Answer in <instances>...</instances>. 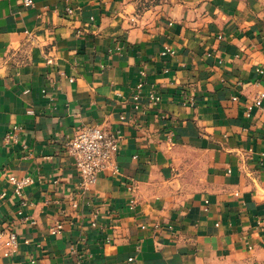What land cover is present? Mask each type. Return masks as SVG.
Here are the masks:
<instances>
[{"label":"crops","instance_id":"1","mask_svg":"<svg viewBox=\"0 0 264 264\" xmlns=\"http://www.w3.org/2000/svg\"><path fill=\"white\" fill-rule=\"evenodd\" d=\"M261 91L264 0H0V264H264ZM90 125L121 141L82 193Z\"/></svg>","mask_w":264,"mask_h":264},{"label":"built area","instance_id":"2","mask_svg":"<svg viewBox=\"0 0 264 264\" xmlns=\"http://www.w3.org/2000/svg\"><path fill=\"white\" fill-rule=\"evenodd\" d=\"M24 4L31 5L32 0H24ZM63 14L71 16L73 14V9L66 7L63 10ZM165 53L173 54L174 51L165 48L163 54ZM141 86V84L136 86L137 91L133 95L135 102L138 101ZM263 98V91L257 93L252 104H249L246 107L247 116L250 114L254 106L256 107L261 104ZM148 99L151 104H155L160 100V97L151 88L148 91ZM189 100L191 101L192 99L190 98ZM135 108H138V106L135 105ZM120 141L121 138L119 135L108 132L97 125H90L78 129L74 136L65 142V150L67 154L73 158L74 165L78 173L79 192L83 193L87 191L95 183L97 174L100 171L107 169H111L112 171L117 170L114 164V157L118 152ZM8 181L13 186L14 193L16 195H20L22 188L30 182V179L28 177L17 178L10 176ZM3 196L4 194L2 193L0 198H3ZM128 205L132 208L134 206V200H130ZM73 206L76 205L73 203ZM93 225H95V223H93ZM140 228L144 229L145 226L142 225ZM152 228L154 231L151 234L152 236H155L156 231L161 229V227L157 224H154ZM60 229L61 225H56L51 229V233H58L60 232ZM0 245L4 250V255L6 256L15 252L18 247V238L16 233L9 229L0 230Z\"/></svg>","mask_w":264,"mask_h":264}]
</instances>
